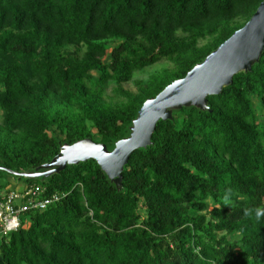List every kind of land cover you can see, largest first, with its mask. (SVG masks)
I'll use <instances>...</instances> for the list:
<instances>
[{
    "label": "trees",
    "instance_id": "16d2710c",
    "mask_svg": "<svg viewBox=\"0 0 264 264\" xmlns=\"http://www.w3.org/2000/svg\"><path fill=\"white\" fill-rule=\"evenodd\" d=\"M263 1L0 0V201L10 181L65 195L0 238V264H264V54L209 110L161 121L121 188L95 161L40 181L5 171L35 172L87 139L113 151L144 103ZM162 62L175 71L136 83V94L121 89ZM109 83L124 103L105 102Z\"/></svg>",
    "mask_w": 264,
    "mask_h": 264
},
{
    "label": "water",
    "instance_id": "95a60500",
    "mask_svg": "<svg viewBox=\"0 0 264 264\" xmlns=\"http://www.w3.org/2000/svg\"><path fill=\"white\" fill-rule=\"evenodd\" d=\"M264 54V1L250 21L221 45L187 76L175 81L156 98L146 101L133 122L129 138L119 141L113 151L106 145L87 139L74 145H64L50 164L32 173H15L32 181L48 179L60 174L68 166L95 161L108 179L121 188L123 172L132 155L152 146L158 124L173 119V112L186 107L209 110L208 98L219 96L233 84L234 77L249 73ZM78 154L74 155V150Z\"/></svg>",
    "mask_w": 264,
    "mask_h": 264
},
{
    "label": "built area",
    "instance_id": "2783aa9c",
    "mask_svg": "<svg viewBox=\"0 0 264 264\" xmlns=\"http://www.w3.org/2000/svg\"><path fill=\"white\" fill-rule=\"evenodd\" d=\"M45 189L33 185L23 191L12 190L0 201V238L21 228L22 217L28 212H45L58 204L65 195L44 196Z\"/></svg>",
    "mask_w": 264,
    "mask_h": 264
},
{
    "label": "rangeland",
    "instance_id": "374dc122",
    "mask_svg": "<svg viewBox=\"0 0 264 264\" xmlns=\"http://www.w3.org/2000/svg\"><path fill=\"white\" fill-rule=\"evenodd\" d=\"M240 23H243V21H240ZM207 43V41L202 42L200 44V47L205 46ZM168 71L170 73L174 72L175 69L172 65L171 62H162L159 63L151 68L145 69L144 71L137 73L133 76L132 82L127 84V85H123L121 87V89H123L124 91L131 93V94H136L137 90H136V83L138 82H148V80L153 77V76H157L162 74L163 72ZM93 76L95 77V79H98L99 75L97 73H94ZM118 86L115 85L114 83H109L106 87V90L104 92V100L107 104L115 106L121 103H124L123 98L119 97L118 94H116V91L118 90ZM2 125V112H0V127ZM56 135L58 137H60V139H64V136H61L59 133H56ZM78 149L74 150V155L78 154ZM0 193H2L0 191Z\"/></svg>",
    "mask_w": 264,
    "mask_h": 264
},
{
    "label": "crops",
    "instance_id": "0c3cea01",
    "mask_svg": "<svg viewBox=\"0 0 264 264\" xmlns=\"http://www.w3.org/2000/svg\"><path fill=\"white\" fill-rule=\"evenodd\" d=\"M25 188L26 186L22 182L15 183L14 181H10V186L7 191L12 189L15 191H23Z\"/></svg>",
    "mask_w": 264,
    "mask_h": 264
},
{
    "label": "clouds",
    "instance_id": "9594fccd",
    "mask_svg": "<svg viewBox=\"0 0 264 264\" xmlns=\"http://www.w3.org/2000/svg\"><path fill=\"white\" fill-rule=\"evenodd\" d=\"M256 217L259 220L261 217H264V210H257Z\"/></svg>",
    "mask_w": 264,
    "mask_h": 264
}]
</instances>
